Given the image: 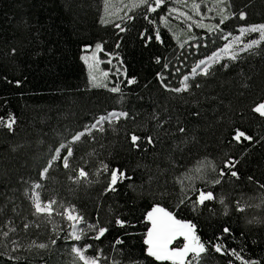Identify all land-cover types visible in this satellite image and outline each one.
<instances>
[{
    "label": "trees",
    "instance_id": "16d2710c",
    "mask_svg": "<svg viewBox=\"0 0 264 264\" xmlns=\"http://www.w3.org/2000/svg\"><path fill=\"white\" fill-rule=\"evenodd\" d=\"M138 3L0 0V119L15 118L12 131L0 124V264H83L72 249L86 244L93 246L86 256L102 252L99 264H171L145 254L146 214L157 204L191 220L202 241L222 242L245 260L264 264V118L252 111L264 102V40L235 60L213 64L208 75H195L187 91L170 90L180 88L183 77L239 28L264 24V0H165L155 12ZM224 16L229 18L221 24ZM97 44L99 75L82 58L86 47ZM117 86L119 92L110 91ZM121 111L128 118L105 122L103 131L71 145V168L57 161L41 177L60 144L99 117ZM237 128L253 140L234 141ZM132 132L154 142L143 139L137 149ZM227 158L239 161L233 169L239 179L218 175ZM102 163L109 173L96 175ZM80 168L88 177L77 183ZM117 168L131 179L105 192ZM34 184L41 185L42 202L57 201L51 215L34 214ZM199 191H211L214 199L193 211ZM68 207L84 217L87 235L79 241L59 214ZM117 218L126 225L117 226ZM97 223L108 231L90 239L95 233L87 224ZM118 238L124 243L115 245ZM40 243L48 247L40 249ZM229 262L242 264L209 249L200 264Z\"/></svg>",
    "mask_w": 264,
    "mask_h": 264
},
{
    "label": "snow or ice",
    "instance_id": "6c2138e0",
    "mask_svg": "<svg viewBox=\"0 0 264 264\" xmlns=\"http://www.w3.org/2000/svg\"><path fill=\"white\" fill-rule=\"evenodd\" d=\"M165 3V0H139V3L137 5H134L135 7H139L141 5L145 6L146 12H155L157 8H159L162 4ZM154 5V6H153ZM193 7L195 9H199V4H193ZM107 8V5H106ZM175 11V9H173ZM240 18L245 19L246 13L243 11L240 12ZM147 19V16H145ZM229 17L224 16L222 17L220 23L223 24L225 20H227ZM129 19H132V17H129ZM101 23H107L104 19L101 20ZM116 27L120 28V31H125L124 28L120 27V25H116ZM216 27H219L218 25ZM252 32H258L260 33L261 40H264V24L259 25H252L246 29H241V34L244 35L246 33H252ZM230 35V34H229ZM227 38V37H225ZM151 37H146V40L150 41ZM156 40H160V35L157 32L155 36ZM259 40H252L244 50H250L253 46L259 45ZM119 46V45H117ZM96 48L99 49L100 45L97 44ZM215 58V54H213L212 57H209V59ZM231 59L235 60L237 57L233 55ZM157 62L159 63V58H157ZM204 61H200V64H198L196 67L199 68L200 65L204 64ZM167 67V65H165ZM224 67H227V65H224ZM193 73H196V68L192 69ZM209 68L205 67L203 69V74L208 75ZM106 75V74H105ZM93 81H95V77H91ZM189 77L184 76L182 80V87L181 88H175L170 89L171 91L175 92H181V91H187L190 87V85L187 83ZM161 82H163V77H161ZM129 84L135 83V79L128 80ZM165 88H167V85H164ZM196 87H200L199 84L196 85ZM112 92H119V87H113L110 89ZM252 111L254 113L259 114L260 117L264 118V102H260L256 104ZM198 115V113H196ZM121 117L128 118V113L121 111L119 113L111 112L107 116H101L99 119L96 120L95 123L91 125L90 128H85L84 131H81L79 133H76L72 140L68 144H60L59 147H57L54 150V155L50 158L48 161V164L46 167H44L41 171V177L46 178L47 173L49 172L50 168L53 166V163L59 161L62 163L63 167L65 169L71 168L70 164V158L73 157L74 152L72 148V144L75 142H78L81 140L82 137H84L86 134L90 135L92 129H98L100 131H103V123L107 121L108 123H111L113 119L119 120ZM15 123L14 117H9L8 121L5 122L2 119H0V124H3L6 126L10 131L13 130V124ZM180 132H184L185 129L181 127L179 129ZM143 139L147 140L148 144H152L154 142L152 136L147 137H141L140 135H137L135 132H132L130 134V140L132 143V146L139 149L141 147L139 141H142ZM234 141L237 143H241L242 141H249L251 142L253 140V137L246 134L245 131L237 128L234 132V135L232 137ZM66 149V155L61 154V150ZM202 164L204 162H201ZM208 165L212 168L213 171H216V165L212 163L211 161L207 162ZM239 163L238 160H234L232 158H227L223 161V166L219 169L218 175L222 178L226 175H230L231 177H235L239 179L238 171L233 170L236 168V165ZM201 170L200 167H197L196 171L199 172ZM75 171V169H74ZM109 173V165L106 163H102L101 168L97 171L96 175H100L101 173ZM88 173L83 169L80 168L78 171V175L74 178V182H79L80 178H87ZM70 179H72L70 177ZM124 179H131L130 176H127L124 170L121 169H112L110 171V179L107 187L105 188V192L108 191H116V185L118 182H123ZM251 180L252 178L249 177ZM221 181L220 179H217L214 181V183L219 184ZM40 184H35L34 188H40ZM261 187H264V185H261ZM33 206L35 209L34 214H41V213H47L48 215H51L53 212L52 206L57 203L56 200H50L45 203H41L39 194L36 193L32 198ZM214 199L213 193L211 191L204 192L199 191V195L196 201L192 202V209L193 211L197 210L198 205H203L205 201H209ZM185 200L181 199L180 204H184ZM221 203H223V200H221ZM179 205H177V208ZM239 210H243L242 208ZM75 212L74 207H68L64 209V213L59 214H67V219L70 221H83L84 217L82 215H73ZM146 221L150 225L148 227L145 237L143 240L144 245L146 246L145 254L148 257L154 258L155 261L158 262H171V264H200V261L204 254H206L209 249H213L215 252L220 253L222 255H232L237 260H241L242 264H259L258 261L252 260H245L239 252H237L235 249H228L226 245H224L222 242L220 243H214L213 241H202L200 236L196 234V225L191 220H185V219H178L175 212L169 211L164 207H161L160 205H155L151 208L150 211L146 214ZM126 221L120 218L116 219V225L119 227H124L126 225ZM28 225L25 224V228H27ZM12 231H15V229H11ZM87 231L94 232L95 235L89 237L90 239L99 240L101 237L105 235V233L108 231V228L106 226H99V224H87ZM224 233H229L228 228L223 229ZM3 235L5 237L8 236V232H3ZM87 232L85 229H80L79 234H77L75 230V225H73V233L72 237L73 239L79 241L82 239V237L86 236ZM178 238H182L183 243L180 245H177L173 247L174 243L177 241ZM218 240L220 238H217ZM51 243L54 245L56 243V240L53 239ZM124 241L120 238H118L115 241V245H121ZM40 249H46L48 247L45 243H40L36 245ZM93 247L91 244L83 245L82 247H74L72 251L77 254L79 259L83 261V264H99L100 256L102 255V252H98V254L95 257H87L85 256V252ZM131 264H139V261H132ZM231 264V262H229Z\"/></svg>",
    "mask_w": 264,
    "mask_h": 264
},
{
    "label": "rangeland",
    "instance_id": "374dc122",
    "mask_svg": "<svg viewBox=\"0 0 264 264\" xmlns=\"http://www.w3.org/2000/svg\"><path fill=\"white\" fill-rule=\"evenodd\" d=\"M121 1L122 0H117V4L119 2H121ZM248 27H250V26H248ZM248 27H241V28H239V30H238V32L236 34H234L232 36H229L226 39L225 44L220 49H218L217 51H215V53H214L215 55H217V58H216L217 60H215V61H213L212 63H209V64L208 63H204V64L200 65L199 68H197L196 66L198 64H200V62H198L193 67V68H196V73H193L192 70H191V73L188 74V75H186V76L189 77L187 83H189V80L192 79L195 75H197L199 73H203V69L205 67L210 68V66H212L215 63L220 62L223 59H231V57L233 55L238 56L239 54H241V53H243L245 51H249V50H244V49L246 48V46L252 40H259L260 43H261L262 40H261V37H260V33H258V32L246 33L244 35L241 34V29H246ZM257 46H253L250 50H252L253 48H255ZM100 51H101V46H100L99 49H97L96 46L86 47L85 48V52L82 55V58H83L84 63L86 64V66L88 68L91 69L92 74H98L99 71H97V69H100L101 68V60L99 58V52ZM212 56H213V54L210 55L209 57H212ZM209 57L206 58V59H203L201 61H206L207 59H209ZM181 87H182V83H181L180 88ZM116 113H119V112H116ZM115 120L116 119H113L112 121H115ZM105 122H107V121H105ZM93 130H95V129H92L91 131H93ZM34 185L32 186V190L30 192V198H32L36 193L39 194V188H34ZM31 202H32V199H31ZM41 203L43 204L44 202L41 201ZM32 204H33V202H32ZM64 215L67 218V214H64ZM73 215H76L75 212L73 213ZM70 222H71L70 235L72 237L73 225H75V230H76L77 234H79V230L82 229V221H79V222H77V221H70ZM72 239H73V237H72ZM73 240H75V239H73ZM75 241H77V240H75ZM182 243H183L182 238H178L177 241L174 243L173 247H175L177 245H180ZM74 247H79V246L75 245ZM85 256H86V254H85Z\"/></svg>",
    "mask_w": 264,
    "mask_h": 264
},
{
    "label": "bare ground",
    "instance_id": "6f19581e",
    "mask_svg": "<svg viewBox=\"0 0 264 264\" xmlns=\"http://www.w3.org/2000/svg\"><path fill=\"white\" fill-rule=\"evenodd\" d=\"M216 58H217V55H215V58H213V59H211V60H210V59H207V60L204 61V62L209 64V63H212L213 61L217 60Z\"/></svg>",
    "mask_w": 264,
    "mask_h": 264
}]
</instances>
